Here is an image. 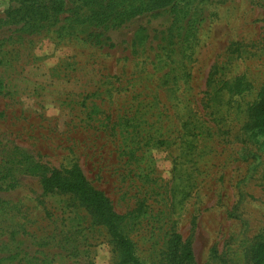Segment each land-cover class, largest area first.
<instances>
[{"label": "rangeland", "instance_id": "374dc122", "mask_svg": "<svg viewBox=\"0 0 264 264\" xmlns=\"http://www.w3.org/2000/svg\"><path fill=\"white\" fill-rule=\"evenodd\" d=\"M66 2L74 7L82 0ZM30 6L0 0V161L15 147L55 168L76 160L124 213L148 194L141 179L129 176L138 169L126 164L114 122L161 111L174 142L144 148L140 165L156 190L176 182L180 190L185 181L175 180V167L187 156L177 136L184 110H191L212 134L199 141L189 195L178 193L175 202L164 188L163 196L148 197L151 214L136 219L130 232L137 253L147 259L158 252L151 249L174 222L190 242L192 264H264V130L243 135L238 110L229 125L215 126L207 101L211 75L264 80V0H179L174 10L145 11L111 26L109 40L94 45L83 33L60 34L65 12L54 25L30 27L22 18ZM173 69L188 77L170 102L160 78ZM93 102L100 113L92 112ZM151 121L158 123L154 115ZM253 159L258 171L250 177ZM15 176V186L0 189V264H117L109 234L76 199L44 194L35 176Z\"/></svg>", "mask_w": 264, "mask_h": 264}, {"label": "trees", "instance_id": "16d2710c", "mask_svg": "<svg viewBox=\"0 0 264 264\" xmlns=\"http://www.w3.org/2000/svg\"><path fill=\"white\" fill-rule=\"evenodd\" d=\"M31 8L22 16L26 24L30 27H38L41 22L46 21L49 25H54L61 13H66L60 26V34L66 37L82 35L85 43L94 45L102 44L109 40L106 35L111 26H118L129 20L131 17L143 12H156L158 10H174L179 0H146L138 3L127 2L125 0H82L80 5L74 7L67 6L66 0H29ZM85 8V9H84ZM30 17L29 20L26 18ZM29 21V22H28ZM141 41V40H140ZM142 43V42H140ZM173 72H168L161 76L160 85L167 100L177 99L182 92V82L187 81V74L178 76ZM257 78V77H254ZM247 75L235 77H217L211 75L208 80L210 91L208 92L207 101H209V118L215 126H226L235 116V110L242 112L240 130L243 135L250 136L253 133L264 130V80L259 81ZM260 83V84H259ZM259 84V85H257ZM92 112L100 111L98 106L93 102ZM157 108V107H155ZM154 109V108H153ZM100 113V112H99ZM151 113L149 116L147 114ZM136 114V113H135ZM186 118L180 122L178 138L180 152L187 156L183 166L187 163L186 169H175L184 180V186L179 190L174 185L166 192L175 202L179 198L178 193L183 192V197L189 195L190 185L193 184L192 176L197 171V150L200 139L210 137L212 134L211 127L195 112L184 110ZM156 116V121H150L152 116ZM161 111L153 113L152 108L146 109L136 117L123 115L119 120L114 122L113 127L118 125L115 133L121 138V147L126 157V164H134L138 169L137 172L129 175L132 179L138 177L146 185V194L135 208L124 213L116 212L112 200L104 191L92 185L84 174L80 164L76 160L70 161L66 166L55 168L46 166L32 154L24 149L13 148L7 151L6 155L0 161V189H7L17 184L15 171L23 175L35 176L39 179L44 194L50 195H67L76 199L78 205L87 210L94 218V221L104 227L110 236L114 249L118 252L119 261L117 264H192L194 261L192 247L188 240H183L181 234L177 231L174 222L168 224L166 236L162 245L149 250H158L155 253L147 254V259H142L137 253L136 243L130 237L136 225V219L146 217L151 214V205L146 203L148 197L153 194L158 197L164 195V188L156 190V180L147 171V166H141L144 161L143 149L153 146H164L171 144L173 141L167 135L170 124L162 122L160 119ZM146 116V119H145ZM167 114H165V117ZM168 122H170L168 120ZM179 127V125H178ZM142 153V154H141ZM254 157L257 155L254 154ZM257 162L255 159L248 163L247 171L252 177L257 171ZM146 168V169H145ZM182 173V175H181ZM184 176V177H183ZM134 180V179H133ZM152 184V185H149ZM243 194H240L242 198ZM163 201V200H162ZM145 207V208H143ZM149 209V212L147 211ZM155 213L154 215H157ZM158 216V215H157ZM156 216V217H157ZM167 223H170L167 220ZM133 229V230H131ZM136 229V227H135ZM251 252V250H248ZM264 261V256L261 258Z\"/></svg>", "mask_w": 264, "mask_h": 264}]
</instances>
